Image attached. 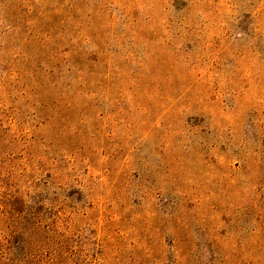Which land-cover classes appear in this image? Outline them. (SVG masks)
<instances>
[{
	"label": "rangeland",
	"instance_id": "rangeland-1",
	"mask_svg": "<svg viewBox=\"0 0 264 264\" xmlns=\"http://www.w3.org/2000/svg\"><path fill=\"white\" fill-rule=\"evenodd\" d=\"M0 264H264V0H0Z\"/></svg>",
	"mask_w": 264,
	"mask_h": 264
}]
</instances>
